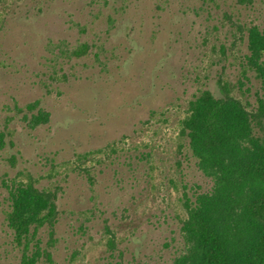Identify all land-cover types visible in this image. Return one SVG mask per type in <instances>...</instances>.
Masks as SVG:
<instances>
[{
    "label": "rangeland",
    "instance_id": "374dc122",
    "mask_svg": "<svg viewBox=\"0 0 264 264\" xmlns=\"http://www.w3.org/2000/svg\"><path fill=\"white\" fill-rule=\"evenodd\" d=\"M251 26L264 31V0L1 3L0 264L21 260L6 212L31 175L59 193L53 239L44 226L31 244L52 252L49 264H174L189 253L183 195L212 180L180 147L181 122L203 90L221 96L219 77L254 106L264 99L245 67Z\"/></svg>",
    "mask_w": 264,
    "mask_h": 264
},
{
    "label": "trees",
    "instance_id": "16d2710c",
    "mask_svg": "<svg viewBox=\"0 0 264 264\" xmlns=\"http://www.w3.org/2000/svg\"><path fill=\"white\" fill-rule=\"evenodd\" d=\"M241 31L248 41L246 71L255 72L264 82V31L258 26ZM218 85L221 96L203 90L189 102L181 122L180 135L186 140L180 147L196 159L212 184L208 191L193 196L184 192L182 228L192 246L174 264H264V99L257 97L254 106L233 93L234 88L242 89L241 83L219 77ZM28 178L14 185L11 209L6 212L22 252L19 264L53 263L50 250L42 249L39 241L32 250L31 244L44 226L53 239L58 189L40 188L32 175ZM107 231L113 234L109 245L114 250L115 235L109 227Z\"/></svg>",
    "mask_w": 264,
    "mask_h": 264
}]
</instances>
